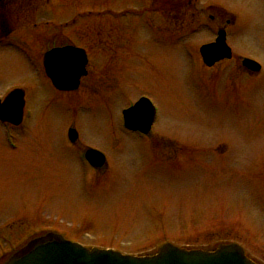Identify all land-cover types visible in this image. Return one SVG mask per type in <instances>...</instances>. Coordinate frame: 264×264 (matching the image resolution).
Instances as JSON below:
<instances>
[{"label":"rangeland","instance_id":"374dc122","mask_svg":"<svg viewBox=\"0 0 264 264\" xmlns=\"http://www.w3.org/2000/svg\"><path fill=\"white\" fill-rule=\"evenodd\" d=\"M75 1L99 10L153 2ZM156 1L162 9L142 15L84 12L79 27L58 37L42 23L49 4L37 1L38 11L26 16L25 6L13 5L5 25L20 34L2 44L26 48L29 38L39 68L44 51L75 40L79 28L76 40L88 48L90 61L79 87L60 92L20 48L0 47V93L20 85L26 94L15 149L0 126L1 260L47 230L126 254L165 241L193 248L235 241L264 264V0ZM225 19L233 22L226 38L233 57L206 66L199 47ZM244 57L261 69H247ZM141 95L157 111L146 135L122 123L121 110ZM70 126L81 145L107 154L104 168L78 162L74 148L67 154Z\"/></svg>","mask_w":264,"mask_h":264},{"label":"water","instance_id":"95a60500","mask_svg":"<svg viewBox=\"0 0 264 264\" xmlns=\"http://www.w3.org/2000/svg\"><path fill=\"white\" fill-rule=\"evenodd\" d=\"M207 66L231 56L226 43L225 31L220 30L215 41L202 44L199 48ZM87 57L84 49L67 45L52 48L44 55V66L53 85L59 90L78 88L80 77L86 74ZM242 65L258 71L260 64L243 58ZM24 92L12 90L0 102V119L14 124L20 123L24 106ZM155 107L149 98L142 96L122 110L123 124L133 131L148 133L155 119ZM70 139L77 136L74 128L69 129ZM87 160L95 166L104 162V155L97 149L86 150ZM1 264H260L248 257L236 242L220 243L213 248H187L170 242L163 243L157 251L145 254H125L109 248L87 247L71 241L55 231L30 238Z\"/></svg>","mask_w":264,"mask_h":264},{"label":"flooded vegetation","instance_id":"af4514ba","mask_svg":"<svg viewBox=\"0 0 264 264\" xmlns=\"http://www.w3.org/2000/svg\"><path fill=\"white\" fill-rule=\"evenodd\" d=\"M37 1H39L40 3L42 2V0H0V47H1V45H3V46L12 47L14 49L17 46V49H15L17 51H19V48H20L19 52H21V54L26 58V60H28L29 64L31 66L35 67L36 70H39L41 77H43L44 79L45 78L48 79V81L50 82V85H52V86H53V84H52V82H51V80H50V78L46 72L45 66H44V55H45V53L54 47H62V46H67V45H71V46H75V47H82L85 49L86 54H87V63L85 65L86 74H84L80 77V83H79V85H80L82 78L88 74L87 66H88L89 61H90V56H89L88 48L86 46L80 45L79 42L76 40V39H79V37H80L79 28L74 30L75 34H72V37L75 40H71V42H66V43H62V44H58V45H53L49 49L44 51L42 58H41L39 68H38V66H36L37 61H35L34 58H32V56L29 52L30 50L27 49V47H30V45H31L30 44L31 41L29 40V42H28L29 38L27 40H25V45L27 43L29 44V46H27L26 48H23V47L18 48V44H16L14 41H8V42L2 44V42L5 39H10L12 37L14 38V36H16L17 33L20 34V32H17V31L15 32V31L11 30L10 27L6 26L8 24L7 21H9V19L14 16L15 12L12 11L13 5L18 6V8L21 6H25L26 9L24 11L25 12L24 16H26L27 15L26 12L28 13V15H30V14H35L38 11L37 8H39L40 6L37 5V4H39V3H37ZM43 1L46 5L49 4V6H46L45 8H43V10H41V12L44 11L46 13V17H47V20H44L42 23H44L45 28L57 29V31L53 32L54 37H58V35L59 36H66V33L63 32L64 29L68 28L69 32H71L70 27H72L73 25H77V23H78L77 27H79L81 19H82L81 16H84V12L89 13V14H91L92 12H96V13L107 12L110 15L115 16V17H117V16L125 17L128 14H130V15H134V14L135 15H142L143 13H145L147 11H151V10H152V12H155L156 10L162 9L161 6H163V5L157 4L158 2L156 0H153V2L150 3L151 4L150 6H148L147 8H143V9L124 8V9H120V10H114L115 7L114 8L103 7L99 10V9H94V8L82 9L80 6L74 5V4H76L75 0H43ZM257 1L260 2L261 0H257ZM122 6H124V4ZM150 7H152V9H150ZM61 8H62V11L58 12L57 14H56V12H54V11L61 9ZM65 11H69L68 13H70L67 17L66 16L64 17V15L66 13ZM175 12H176L175 8L169 9L168 15L174 16ZM62 17H64L65 19ZM209 20L212 22H214V21L218 22V17L216 15L211 14V15H209ZM56 21H59V22H56ZM232 23L233 22L230 19H225V20H223L222 23H217L213 39H211L205 43H210V42L214 41L220 30L225 31L226 38H227V33H228V31H227L228 27L227 26L229 24H232ZM53 25H55V26H53ZM21 33H23V32H21ZM13 46H15V47H13ZM232 57H233V51L231 50V56L230 57L222 58V59L216 61L211 66H214L218 62L232 59ZM256 72H258V71H256ZM15 88H20L24 92V95H23L24 106H23L22 119H21L20 123H18V124H14L13 122L8 121V120L0 119V124H1L0 126L2 128V138L6 142V144L9 146L10 150H13L17 147L15 135L20 134L19 132L20 131L22 132L24 130L22 128H19V125H21V123L23 122V119H24V108L26 106V94H25L24 89L22 87H20V85H15V86L11 87L4 94L0 93V102H2L6 98V96ZM56 90H58L60 92L65 91V90H59V89H56ZM68 91H72V90H68ZM141 96H145V95H141ZM70 128H73V126L68 127L67 131H66V139L68 141V146L70 147V149H68V151H67V154L68 153H74V149H75V152H77V154H78V155L77 154L75 155L76 156L75 159L77 158L76 160L78 162H79V160H82L93 171L94 170H100V169L104 168L107 165V159H106L107 154L103 150H101V148H98L96 146L93 147V146H88V145L87 146L81 145L80 142L78 141L79 140L78 131H77V136L74 139H70L69 134H68ZM139 134H142V133H139ZM142 135H146V134H142ZM88 148H94V149H97L103 153L104 162L101 165H99V166L92 165L87 160L85 155H86V150ZM46 231L47 230H40L39 232L32 234L29 237V239L33 238V237L44 235L46 233ZM29 239H27V240H29ZM219 243H221V242H219ZM219 243H217L216 245H218ZM3 261L1 260V255H0V264Z\"/></svg>","mask_w":264,"mask_h":264}]
</instances>
